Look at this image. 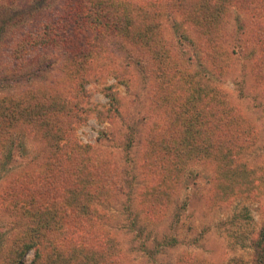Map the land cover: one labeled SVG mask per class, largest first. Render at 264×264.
Listing matches in <instances>:
<instances>
[{
	"label": "rangeland",
	"instance_id": "374dc122",
	"mask_svg": "<svg viewBox=\"0 0 264 264\" xmlns=\"http://www.w3.org/2000/svg\"><path fill=\"white\" fill-rule=\"evenodd\" d=\"M125 1L128 22L138 3L147 26L155 24L160 60L152 45L111 35L91 64L71 68L47 50L43 70H33V58L13 60V40L22 26L51 17L60 0H0V73L14 69L13 78H1L0 96L16 94L20 103L17 119L1 130L0 264H12L20 241L42 236L36 216L22 213L8 189H27L33 178L46 200H56V226L69 223L66 215L82 216L80 206L101 225L102 244L86 264H264V0H203L200 7L186 0L183 8L172 0ZM194 9L204 13L195 22ZM28 10H38L32 20ZM204 18L217 31L208 33ZM208 34L219 45L215 58ZM40 105L50 118L64 106L49 132L37 118ZM231 109L232 144L212 147L203 126L208 150L192 155L185 143L194 121L220 120ZM33 257L32 248L21 264ZM35 264L82 263L52 257Z\"/></svg>",
	"mask_w": 264,
	"mask_h": 264
},
{
	"label": "trees",
	"instance_id": "16d2710c",
	"mask_svg": "<svg viewBox=\"0 0 264 264\" xmlns=\"http://www.w3.org/2000/svg\"><path fill=\"white\" fill-rule=\"evenodd\" d=\"M155 2L156 1H152L154 7H156ZM202 2L203 0H193V6L197 5L196 7H200ZM185 4H187L186 0H172V5L179 6L180 8H183ZM57 8L56 12L48 19H40L38 23L34 22L30 25L34 27L24 28L22 26L18 29L19 33L17 37L14 38L12 43L13 46L10 50V55L13 56V60H18V58L23 60L27 57H31L36 60L34 64L30 65L32 69L43 70V66L47 61H45L46 57H43L42 53L51 50L62 56V64L64 63L71 68H79L91 64L94 57H99L103 52H107L106 42L111 35H119L125 39L128 38L132 40L131 42H144L145 46L149 44L152 45L154 52H151V55L155 60L158 58L160 60V54L164 53L161 50V45L159 46L156 42L151 41L154 39V35L157 34V29L155 24L147 26L146 18L148 13L144 7L138 3H134L133 5V20L131 19L130 22H128L127 18L124 16L126 15L125 12H127L125 0H60V4ZM203 9H199L198 11L194 9L189 20H199V17L204 14L201 13ZM32 11L33 10L27 11L26 19L29 18L32 20ZM204 11L206 10L204 9L203 12ZM36 12H38V10ZM156 12L157 10L154 9L151 15H155ZM193 12L196 13L193 14ZM213 22L214 21H209L205 18L200 19V25L206 31L209 30V32L207 31L208 33H213V29L217 31L216 25L218 24ZM213 37L214 35L210 36L209 34L206 36L210 42L208 56L212 57L214 55L217 56L219 50V45L214 44L215 38ZM200 55L201 54L197 53L198 58H200ZM53 61L54 60H50L48 62L52 63ZM13 75L14 69L6 68L0 73V80L1 78L5 79L6 76H12L13 78ZM15 96L16 94H9L7 100H5L3 95L0 96V140L2 136L1 130L10 127L13 120L17 119V116H13L15 115L14 111L16 112L17 110V104L20 103L19 101H14ZM51 100L53 101L54 99ZM5 102H8L6 107H4ZM40 108L42 112L39 113L40 115H37V118L40 119V121L43 119L41 123L43 122L42 125L48 127H45L48 132L55 126V114L66 115L64 106L58 107L51 118V115L47 114V109L44 106L40 105ZM6 109L8 112H5ZM235 119H237V116H235L234 111L231 109V112L225 114L224 118L220 120H207L204 123L201 122V120L194 121L198 123L195 126V131L190 133L193 135L198 134L197 131L200 133L196 135V137L188 134L189 141H187L185 145L188 146L189 151L192 149V155L198 153L196 147L199 146L200 149L203 148L208 150V145H205L202 141L204 137L202 135L203 126H206L212 131L213 142L209 144L212 147L218 148L222 147L224 144H232L231 131L226 129V126L230 121ZM59 150V144H57L53 155H56V152L58 156H60L61 152ZM217 151L218 149H216V152ZM216 152H212L211 156L216 158ZM11 156L12 152L10 151L6 158H11ZM53 158L54 162L51 164V167L54 166L56 168L59 165L55 166L53 164L58 162V160L56 156ZM33 179L34 180H31V187L27 189L16 188L14 186L8 189L14 190L12 192L13 202L22 213H28L29 215V212H31L36 216L35 222L37 223V229L41 230L42 236H40L39 233V235L36 236L39 240L24 239L25 241H20L18 249L15 252V260L12 261V264H21L24 256H26L28 251L32 248L34 249V257L31 264L52 257L60 260H68V258L74 257L82 264H86V261H93V255L95 252H98L97 248L102 244L100 230L97 228H102L101 225L98 224L96 220L93 221V219H91V214L89 218L87 217L86 213H88V210L86 206H80L81 210L79 211L81 212L79 213L82 216L76 217L73 215H66L70 220L69 223L64 224L65 220L62 224L56 226L57 215L55 216L54 213L51 212L56 200L54 198H52V200H46L44 195L40 194L38 191L42 190L40 184H37L35 178ZM49 185L52 187L51 184ZM24 192H29V194L25 195ZM10 196V192L4 193L3 199L7 201ZM101 216L102 215L98 214L96 217L101 218ZM88 221L91 225L87 224Z\"/></svg>",
	"mask_w": 264,
	"mask_h": 264
}]
</instances>
